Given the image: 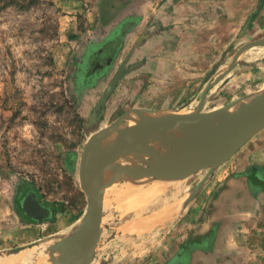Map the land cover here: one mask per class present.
<instances>
[{
  "label": "rangeland",
  "instance_id": "1",
  "mask_svg": "<svg viewBox=\"0 0 264 264\" xmlns=\"http://www.w3.org/2000/svg\"><path fill=\"white\" fill-rule=\"evenodd\" d=\"M142 1L0 0V255H5L2 259L42 245L55 246L76 228L88 207L80 179L85 143L123 113L135 110L139 117L138 112L157 115L211 111L237 99L247 102L264 89L256 88L264 78V63L246 62L244 39L240 37L227 51H232V59L223 62L222 57L221 62L211 65L210 72H201L199 87L194 89L181 87L187 82H177L176 75L170 74L168 79L167 73L149 72L144 57L137 55L140 43L132 41L134 56L138 57L123 64L128 65L130 72L120 79L101 111L96 110L119 69V59L114 60V71L105 82L98 79L94 85H88L85 69H95L89 63L94 51L89 42L98 50L103 48L106 36H112V31L129 15L140 19ZM91 12L98 14L96 21H91L96 22L94 25L88 21L87 14ZM72 22L76 24L74 28ZM74 30H80L79 35ZM83 60L85 64L78 72ZM215 81L208 90L206 103L201 104L207 86ZM261 132L264 131L230 159L244 163V173L235 175L242 178L244 174L237 193L234 188L226 191L227 179L207 195L203 194V184L183 209L184 201L210 169L167 182L151 200L150 194L144 192L159 184L158 179L121 178L112 184L106 193L104 228L96 261L264 264V191L259 190L264 188V170L250 167L252 178L246 170L248 163L258 158L264 160L261 154L254 158L249 155L257 150ZM132 160L145 164L134 156L127 161ZM245 177L258 179L262 185L254 184L253 191ZM26 188L36 189L40 200L55 208V214L43 221L28 216L19 204ZM214 199L218 242L210 248H199L192 256L178 247L176 226L196 205H200L208 219L215 208ZM48 253L53 264L60 250L58 254L54 250ZM40 260L39 253L31 256L27 264H38Z\"/></svg>",
  "mask_w": 264,
  "mask_h": 264
},
{
  "label": "water",
  "instance_id": "2",
  "mask_svg": "<svg viewBox=\"0 0 264 264\" xmlns=\"http://www.w3.org/2000/svg\"><path fill=\"white\" fill-rule=\"evenodd\" d=\"M263 43L255 41L244 49ZM112 52L113 48L101 50L95 68L110 66ZM126 70L124 65L119 67L96 110L105 106ZM217 81L207 86L201 104L206 103L208 90ZM259 92L247 102L237 99L211 111L157 115L138 112V117L134 114L137 111L131 110L93 133L85 143L80 161V179L88 207L76 228L50 247L56 254L60 250L55 264H92L102 238L107 190L121 178L180 180L210 169L188 198L191 200L213 171L264 129V89ZM132 155L145 164L124 162ZM22 207L28 216L39 221L55 214V208L42 202L36 189L25 196Z\"/></svg>",
  "mask_w": 264,
  "mask_h": 264
},
{
  "label": "crops",
  "instance_id": "3",
  "mask_svg": "<svg viewBox=\"0 0 264 264\" xmlns=\"http://www.w3.org/2000/svg\"><path fill=\"white\" fill-rule=\"evenodd\" d=\"M139 7L140 19L138 18V22L124 37L123 45L120 48L110 45L111 36L107 35L103 42L106 44L99 50L113 48L111 56H114V59L110 65L114 66V60L118 58L117 67H120L124 63L126 64L127 60L132 61L135 57H138L134 56L135 47L132 43V41H137L141 45V51L137 55L144 57V61L150 66L148 71L154 74L167 73L168 79L170 74L176 75L177 82H187L181 87L187 86L191 89L199 87L201 72H210L211 65L217 64L218 61L221 62L222 57H224L223 62H227V59H232V51L230 53H227V51L231 49L234 40L239 37L244 39V46L255 41H264V0H143L140 2ZM87 15L88 21L91 25H94L96 22L91 21H96L97 12H91ZM133 17L135 16L133 15ZM72 23L74 28L76 24L75 22ZM98 23L100 25L99 20ZM74 31L76 35H79L80 30ZM89 44L93 45V42H89ZM99 50L96 52H99ZM243 52L246 62L250 61L251 64L264 63V43L251 44ZM92 55L97 56L94 53ZM97 57H94L91 69L98 65L95 64ZM127 66L126 72L128 73L130 68ZM107 67L108 65L92 69L93 71L101 72L98 75V79H101L102 82H105L109 77L108 75L114 71L113 68ZM263 86L264 78L260 84L256 85V88ZM261 133L262 135L259 134L260 136H258L256 141L257 150L249 154L253 158L255 154L264 156V132ZM248 164L249 166L246 170L251 178L250 167L254 166L264 170V160H259V158ZM241 172L244 173L243 162L228 160L206 181L203 194L211 193L216 185L218 186V183L222 184L224 179H227L225 184L226 191L229 192L234 188L236 192L240 183L244 181L242 179L244 174L242 178L235 176ZM245 178L247 183L250 184L248 186H251L253 191L255 185L261 184L254 179L253 181L250 180L249 177ZM158 180L166 183V185L168 184L167 182H171V180L165 178ZM259 190L263 192L264 188ZM242 191L244 192V188ZM161 192L151 195L149 197L150 200ZM191 200H187L186 203L184 201L183 209L191 203ZM216 202L217 199H214L215 208L211 210L208 219L205 218V214L203 215L202 210H200V205H196L194 210L186 215L182 223L176 226L175 239L178 241V247H181L189 254L191 253L192 256L198 252L199 248H210L211 246H216L218 242L219 224ZM201 217L205 219L201 220ZM147 220H150V218ZM127 227L129 228V226ZM99 249L100 246L96 257H98ZM96 259L92 264H104L97 262ZM164 264H174V262L167 260Z\"/></svg>",
  "mask_w": 264,
  "mask_h": 264
},
{
  "label": "bare ground",
  "instance_id": "4",
  "mask_svg": "<svg viewBox=\"0 0 264 264\" xmlns=\"http://www.w3.org/2000/svg\"><path fill=\"white\" fill-rule=\"evenodd\" d=\"M135 157V155H132L131 157ZM130 157V158H131ZM124 162H127L128 163V161L127 160H125ZM132 164H135V165H139L138 164V162L136 161V160H132ZM140 166V165H139ZM173 180H171V182H172ZM175 181V180H174ZM174 181H173V183H174ZM177 181H179V179L177 180ZM177 181H176V184H177ZM165 186H167L166 185V183H162V182H159V184H156L155 186H153V187H151V188H148L144 193H145V195L146 194H150V196L151 195H156V194H158ZM137 191H141V190H137ZM119 195V194H118ZM144 195V196H145ZM149 196V197H150ZM117 198V197H116ZM166 212V211H165ZM164 212V213H165ZM159 213H161V212H159ZM166 214V213H165ZM165 214H164V216H165ZM163 216V217H164ZM166 217V216H165ZM158 219V218H157ZM165 219V218H164ZM151 220V219H150ZM156 220V219H155ZM154 220V221H155ZM162 221H163V219H162ZM148 222H151V221H148ZM153 222V221H152ZM156 222V221H155ZM153 224V223H152ZM150 225V223H147V226H149ZM153 226V225H152ZM146 228V227H145ZM145 228H143V230L145 229ZM147 229H149V228H147ZM32 249V248H31ZM50 250H52L53 251V249L52 248H50V247H47V248H45V247H43V245L42 246H39V247H36V248H34L33 250H30V251H28V252H25V253H17V255H14L13 256V254H12V256H8L6 259H2V257L4 258V256L5 255H0V264H27V261H28V259H30L31 258V256H34V255H37V254H41V260H40V262L38 263V264H51V262H52V255H49V251ZM45 254V255H44ZM2 256V257H1ZM53 264H55V262L53 263Z\"/></svg>",
  "mask_w": 264,
  "mask_h": 264
},
{
  "label": "trees",
  "instance_id": "5",
  "mask_svg": "<svg viewBox=\"0 0 264 264\" xmlns=\"http://www.w3.org/2000/svg\"><path fill=\"white\" fill-rule=\"evenodd\" d=\"M138 18L133 17V16H128L127 20H125V22L122 23V25H120L116 30L113 31V35L110 38V45H113L116 48H120L123 45V43H124V37L126 36L128 31L136 24V22H138ZM89 48H92L94 50L93 52H91V55H92V53L95 54L96 51L98 50V48L96 46H93V45L90 46ZM85 56L87 57L88 54L85 55ZM81 64L84 65L85 62L84 63H80L79 68H78V72L82 68ZM107 68H113V65H110V66L108 65ZM86 72H87V77L89 78L88 79V85H94L96 83V81L98 80L99 73H101V72L100 71L99 72L98 71H93V70H88ZM256 181L258 183H261L260 181H258V179Z\"/></svg>",
  "mask_w": 264,
  "mask_h": 264
},
{
  "label": "flooded vegetation",
  "instance_id": "6",
  "mask_svg": "<svg viewBox=\"0 0 264 264\" xmlns=\"http://www.w3.org/2000/svg\"><path fill=\"white\" fill-rule=\"evenodd\" d=\"M101 53V51L99 52H96L95 55H99ZM97 56H93V57H90L89 59V63L92 64L93 63V60H94V57H97ZM86 60L83 61V63L85 62ZM89 69H85V71H88ZM31 188H26V190L23 192L22 194V198H21V202H19V204L22 205V202L25 198V196L30 192ZM45 203V202H44ZM47 204V203H46ZM50 207L54 208L52 205L48 204Z\"/></svg>",
  "mask_w": 264,
  "mask_h": 264
}]
</instances>
